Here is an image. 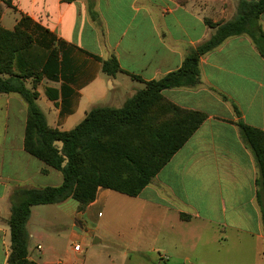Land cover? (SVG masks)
Listing matches in <instances>:
<instances>
[{"label":"crops","instance_id":"obj_1","mask_svg":"<svg viewBox=\"0 0 264 264\" xmlns=\"http://www.w3.org/2000/svg\"><path fill=\"white\" fill-rule=\"evenodd\" d=\"M8 1L0 2L6 5L1 25L14 30L29 18L36 42L54 53L56 79H42L37 104L48 125L62 132L73 130L93 108H122L146 82L179 70L190 52L214 34L210 23L232 20L239 2ZM259 23L264 31V15ZM112 58L122 70L114 76L103 71V61ZM199 70V85L163 92L179 108L207 117L138 197L124 195L133 204L124 209L126 261L150 246L161 263L176 258L186 264H264L260 168L238 126L243 122L264 132V57L248 35L234 36L203 55ZM26 84L32 85L30 80ZM27 120V104L19 94H0V264H8L11 251L12 194L22 187L63 183L56 170L25 151ZM51 177L55 183L49 185ZM115 193L100 188L84 212H78L73 199L77 206L70 200L45 206L69 216L71 237L84 241L91 235L88 225L95 226L103 210L115 203ZM140 212L145 219L137 217ZM131 225L134 233L127 234ZM81 230L84 237L77 234ZM29 234V259L36 264L114 263L103 256L62 255L53 246L46 253L40 243L44 234L30 229Z\"/></svg>","mask_w":264,"mask_h":264},{"label":"trees","instance_id":"obj_2","mask_svg":"<svg viewBox=\"0 0 264 264\" xmlns=\"http://www.w3.org/2000/svg\"><path fill=\"white\" fill-rule=\"evenodd\" d=\"M262 15L264 0H239L234 18L210 23L214 34L190 52L179 70L146 82L145 88L122 108H93L73 130L62 132L48 125L37 104L42 79H56L52 74L57 66L54 53L36 42L27 17L14 30L5 29L0 7V94L15 93L23 98L28 110L25 151L63 176L58 187H22L12 194L8 264H36L29 259L27 225L32 207L73 199L78 212H84L96 200L100 188L138 197L207 117L179 108L163 92L199 85L200 58L230 37L248 35L264 57V31L259 23ZM103 71L111 76L122 72L116 58L103 61ZM29 80L30 88L26 84ZM238 126L260 168L264 218V132L243 122Z\"/></svg>","mask_w":264,"mask_h":264},{"label":"rangeland","instance_id":"obj_3","mask_svg":"<svg viewBox=\"0 0 264 264\" xmlns=\"http://www.w3.org/2000/svg\"><path fill=\"white\" fill-rule=\"evenodd\" d=\"M3 1L6 5L10 4L8 0H0ZM5 4L0 3V7L2 12L6 7ZM15 12L13 10L9 11V15L13 18ZM58 176L62 174L55 171ZM46 180V179H45ZM46 182L49 185L54 184L53 178L47 179ZM116 201L115 203L108 205L106 209L103 210V216L98 218L96 225H88V230L91 231L90 237H85L83 240H75L71 237L74 232L72 219L67 215L58 216L54 214V211L50 206H39L33 210V214L30 219L29 226L27 225V229L31 231H38L44 234L43 239L40 243L43 245L45 252L47 253V249L50 246L56 248V250L62 254H68L71 256H75L79 254V256H87L97 257H109L114 261L113 264H186L182 260L172 258L169 262L161 263L159 254L152 250L150 246H146L144 249H139L141 252L133 253L128 261L127 259V250L128 247L124 246V209L126 207H130L132 204V200L124 195L119 193H115ZM69 202H73L74 205L77 203L73 200ZM69 206V205H67ZM137 217L146 218L145 212L137 213ZM127 223H129L127 219ZM132 224V223H130ZM133 231H126L127 234L134 233ZM80 237L85 236L84 230L81 232H77ZM98 239L100 242L98 244H94V241ZM76 244H80L83 247L82 253H77L74 251V247ZM35 255H39L40 251L36 250V248H32Z\"/></svg>","mask_w":264,"mask_h":264},{"label":"built area","instance_id":"obj_4","mask_svg":"<svg viewBox=\"0 0 264 264\" xmlns=\"http://www.w3.org/2000/svg\"><path fill=\"white\" fill-rule=\"evenodd\" d=\"M74 250L76 252H82L83 251V247L80 244H77V245H75Z\"/></svg>","mask_w":264,"mask_h":264}]
</instances>
